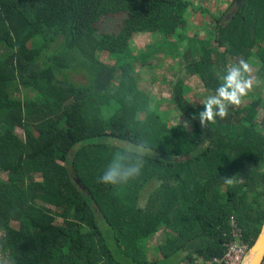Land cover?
<instances>
[{"label":"trees","instance_id":"obj_1","mask_svg":"<svg viewBox=\"0 0 264 264\" xmlns=\"http://www.w3.org/2000/svg\"><path fill=\"white\" fill-rule=\"evenodd\" d=\"M193 8L190 0H0L4 261L197 264L232 242L253 247L264 225V84L225 119L207 128L192 121L189 135L135 76L175 51L170 38H185V69L212 94L241 58L258 60L264 81V0H233L212 17L210 40L188 37ZM139 33L157 38L134 53ZM74 67L88 84L67 79ZM171 102L185 119L202 110L183 80ZM137 138L151 150L141 174L127 185L99 183L113 154ZM45 204L62 209L61 222ZM158 232V258L149 259L146 244Z\"/></svg>","mask_w":264,"mask_h":264},{"label":"rangeland","instance_id":"obj_2","mask_svg":"<svg viewBox=\"0 0 264 264\" xmlns=\"http://www.w3.org/2000/svg\"><path fill=\"white\" fill-rule=\"evenodd\" d=\"M194 4V8L190 9L188 12V37L197 35L198 38L211 39L213 30L211 26L215 24V20L212 17H220L221 14L232 6L233 0H190ZM105 29V28H104ZM156 38L151 33H139L132 37L131 47L134 53L140 50H146L148 46L155 43ZM161 38V36H159ZM185 38L174 39L170 38L171 43H176L173 46V52L170 54H158L149 63L148 66H137L135 76H138V87L143 91H146L151 97L152 105L158 106L160 110H163L169 120L171 125L179 126V121L185 118L175 109L171 102L172 98V88L173 84L178 80H183L185 83V96L188 100L194 104H203L208 95L212 93L207 90L198 75L190 74L186 70V63L182 61L183 53L186 46L184 42ZM248 63L251 66V75L254 78V85H256L255 80L259 79L256 76V66L258 60L251 58ZM67 79L77 84H88L89 80L86 76L84 70H80L77 67L72 68V70L66 73ZM253 88L250 90L252 91ZM264 94V87L261 89ZM250 99L244 100L241 103L247 104ZM189 135L192 133V127L190 131H187ZM16 133L22 135V130L16 128ZM0 178L5 180L6 175H0ZM46 207L51 208L53 212L58 216L57 221L61 222L59 214H61V208H55L50 204H45ZM162 234L158 232L155 237H153L146 244V255L149 259L158 258V253L156 246L161 243ZM0 264H9L4 261L2 253L0 251Z\"/></svg>","mask_w":264,"mask_h":264},{"label":"clouds","instance_id":"obj_3","mask_svg":"<svg viewBox=\"0 0 264 264\" xmlns=\"http://www.w3.org/2000/svg\"><path fill=\"white\" fill-rule=\"evenodd\" d=\"M251 72L250 64L243 58L227 66L224 73L218 75L221 83L215 89L214 94L207 96L202 104V110L191 114L188 119H180L179 126L190 131L192 121L198 120L201 128H207L209 124L216 123L217 117L225 119L228 116L229 108L239 106L242 98L253 88L254 78ZM255 83L257 85L264 84V81L256 79ZM150 152L146 140L135 139L129 147L120 149L113 154L107 167L98 178V182L105 185H127L129 181L141 174L145 156ZM224 179L228 183L231 182L230 178ZM258 262L259 258L257 257L254 264H258Z\"/></svg>","mask_w":264,"mask_h":264},{"label":"built area","instance_id":"obj_4","mask_svg":"<svg viewBox=\"0 0 264 264\" xmlns=\"http://www.w3.org/2000/svg\"><path fill=\"white\" fill-rule=\"evenodd\" d=\"M250 247L245 244L232 242L227 246L226 252L222 257H214L212 260L203 262L197 261V264H241L243 259L248 255ZM185 264V263H180ZM261 264H264V259Z\"/></svg>","mask_w":264,"mask_h":264},{"label":"water","instance_id":"obj_5","mask_svg":"<svg viewBox=\"0 0 264 264\" xmlns=\"http://www.w3.org/2000/svg\"><path fill=\"white\" fill-rule=\"evenodd\" d=\"M257 257L259 258L258 264H261L264 259V225L258 239L241 264H254Z\"/></svg>","mask_w":264,"mask_h":264}]
</instances>
